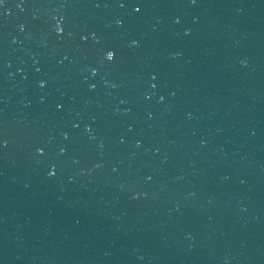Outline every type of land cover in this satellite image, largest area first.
<instances>
[{"label": "water", "instance_id": "1", "mask_svg": "<svg viewBox=\"0 0 264 264\" xmlns=\"http://www.w3.org/2000/svg\"><path fill=\"white\" fill-rule=\"evenodd\" d=\"M0 264H264V0H3Z\"/></svg>", "mask_w": 264, "mask_h": 264}, {"label": "snow or ice", "instance_id": "2", "mask_svg": "<svg viewBox=\"0 0 264 264\" xmlns=\"http://www.w3.org/2000/svg\"><path fill=\"white\" fill-rule=\"evenodd\" d=\"M0 3H3V0H0ZM17 6H19V5H17ZM133 10L136 11V12H139L140 11V7L139 6H135ZM57 31L59 32V31H61V29L57 28ZM132 43H136V41H132ZM114 56H115V52L112 49H108V50H106L104 52V57L107 60H109V61H111L112 59H114ZM92 71L95 72L96 70L95 69H92ZM153 87H155V85H153ZM58 107H59V105H58ZM37 151L42 152L43 150L38 148ZM61 151H64V149H61ZM48 174L49 175H53L54 173L51 172V171H49Z\"/></svg>", "mask_w": 264, "mask_h": 264}]
</instances>
